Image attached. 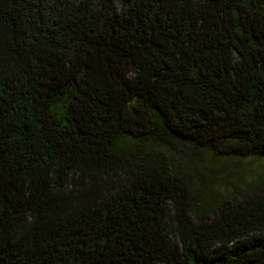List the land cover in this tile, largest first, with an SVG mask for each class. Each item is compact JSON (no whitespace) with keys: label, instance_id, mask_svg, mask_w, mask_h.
Instances as JSON below:
<instances>
[{"label":"trees","instance_id":"trees-1","mask_svg":"<svg viewBox=\"0 0 264 264\" xmlns=\"http://www.w3.org/2000/svg\"><path fill=\"white\" fill-rule=\"evenodd\" d=\"M185 149L264 161V0H0V264H264Z\"/></svg>","mask_w":264,"mask_h":264},{"label":"rangeland","instance_id":"rangeland-1","mask_svg":"<svg viewBox=\"0 0 264 264\" xmlns=\"http://www.w3.org/2000/svg\"><path fill=\"white\" fill-rule=\"evenodd\" d=\"M171 157L175 166L184 169L183 173L194 183L192 187L197 204L218 198L222 187L226 188L224 198L231 195L245 198L259 193L264 186L263 160L232 159L221 162L208 153L188 149L183 153L172 151ZM185 161H188L186 168Z\"/></svg>","mask_w":264,"mask_h":264}]
</instances>
